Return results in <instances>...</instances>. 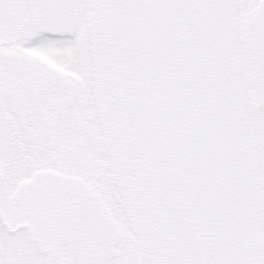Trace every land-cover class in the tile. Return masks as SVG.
<instances>
[{
	"label": "snow or ice",
	"instance_id": "snow-or-ice-1",
	"mask_svg": "<svg viewBox=\"0 0 264 264\" xmlns=\"http://www.w3.org/2000/svg\"><path fill=\"white\" fill-rule=\"evenodd\" d=\"M0 264H264V0H0Z\"/></svg>",
	"mask_w": 264,
	"mask_h": 264
}]
</instances>
